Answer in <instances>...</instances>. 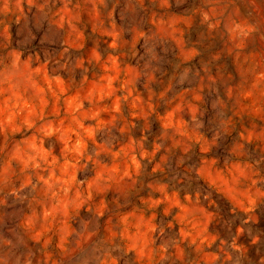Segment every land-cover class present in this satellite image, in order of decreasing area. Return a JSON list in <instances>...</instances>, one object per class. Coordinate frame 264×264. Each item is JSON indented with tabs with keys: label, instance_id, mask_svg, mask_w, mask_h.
Instances as JSON below:
<instances>
[{
	"label": "clouds",
	"instance_id": "9594fccd",
	"mask_svg": "<svg viewBox=\"0 0 264 264\" xmlns=\"http://www.w3.org/2000/svg\"><path fill=\"white\" fill-rule=\"evenodd\" d=\"M0 264H264V0H0Z\"/></svg>",
	"mask_w": 264,
	"mask_h": 264
}]
</instances>
